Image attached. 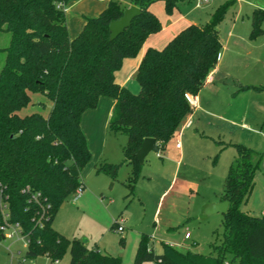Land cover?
<instances>
[{
    "label": "trees",
    "instance_id": "16d2710c",
    "mask_svg": "<svg viewBox=\"0 0 264 264\" xmlns=\"http://www.w3.org/2000/svg\"><path fill=\"white\" fill-rule=\"evenodd\" d=\"M72 1L0 0V32L11 34L0 71V184L10 195L12 219L29 236L28 259L47 256L56 262L69 252L70 264H126L121 256L68 238L53 225L62 204L84 187L81 173L92 159L81 118L101 97L116 100L109 131L127 136L124 158L120 163L102 161L96 172L115 180L123 164L132 165L126 185L128 195L134 196L142 167L134 153L146 138L156 139L164 149L179 133L191 111L185 95L198 94L217 66L222 48L218 26L237 0L219 6L205 24H190L163 49L148 48L135 75L138 93L118 84L115 72L125 58L139 54L149 35L162 29L150 10L154 0H132L141 14L113 40L110 24L126 10L120 0H111L97 17L87 18L81 33L71 39L65 6ZM184 1L191 0H166L167 12ZM263 23L264 9L257 8L252 39L264 34ZM252 88L263 90L248 84L240 90ZM37 92L52 100L49 114L22 115ZM233 146L237 154L225 179L223 199L229 208L223 214L222 243L212 244L209 255L167 244L157 253L152 237L143 233L132 264H264V215L241 208L253 192L262 157L245 144ZM26 186L41 191L52 204L50 217L41 223L38 208L23 192Z\"/></svg>",
    "mask_w": 264,
    "mask_h": 264
},
{
    "label": "rangeland",
    "instance_id": "374dc122",
    "mask_svg": "<svg viewBox=\"0 0 264 264\" xmlns=\"http://www.w3.org/2000/svg\"><path fill=\"white\" fill-rule=\"evenodd\" d=\"M233 22L234 8H230L223 20L225 32ZM262 27L264 29V23ZM10 39V32H0V71L5 63L4 48ZM238 48L249 51L250 59L255 61L251 63L254 70L231 69L227 78L229 85L235 88L238 82L252 83L263 90L252 88L235 100L231 111L218 110L215 115L207 116L204 129L199 127L197 130L194 121L182 137V152L176 147L178 133L167 151L160 153L164 159L157 152H150L135 183L134 196L128 195L129 170L126 166L120 167L115 180L95 172L84 176L86 189L79 197L72 194L59 208L53 220L54 227L68 238L88 240L89 247L97 244L103 251L122 254L130 263L134 260L142 233L153 237L158 251L168 240L185 242L177 247L182 251L209 255L214 252L212 244L222 243L224 215H208L206 208L223 200L225 179L236 153L233 143L245 144L262 157L253 192L241 206L243 211L260 216L264 210V36H259L251 46L241 44ZM52 105L49 97L37 92L32 94L31 103L20 113L48 115ZM112 135L116 147L126 144V135ZM117 219L119 224L124 223L129 228L125 232V243L120 242L122 231L118 225L112 229ZM186 226L190 228L191 239L188 240L184 237ZM26 251L25 240L3 239L0 242V264H70L71 260L69 252L56 263L47 256L28 259Z\"/></svg>",
    "mask_w": 264,
    "mask_h": 264
},
{
    "label": "crops",
    "instance_id": "0c3cea01",
    "mask_svg": "<svg viewBox=\"0 0 264 264\" xmlns=\"http://www.w3.org/2000/svg\"><path fill=\"white\" fill-rule=\"evenodd\" d=\"M110 1L111 0H75L68 3L65 6V12L69 37L73 39L78 36L83 30L87 18L97 17L104 9L107 8ZM120 1L126 6V8L134 5L132 3V0ZM228 1L229 0L184 1L180 2L173 9V11L169 13L166 9V0H154L150 6V10L159 18L163 27L159 32L153 33L148 36L137 56L125 58L123 60L122 66L115 72V81L121 86L128 88L131 92L138 93L140 91V84L135 79V75L147 49H163L178 33H180L190 24H205L206 22H208L211 18V14L219 6ZM231 8H234V22L232 27L227 32H225L223 28V21L218 26L222 48L217 66L209 74V79H207L205 86L199 91L198 94H195V96L197 97V106L193 109L192 112L191 125L187 128H184L182 132L179 131L178 135L175 137L177 142L180 141L181 143L180 148H178L176 145L177 149L181 150V152L183 149L182 137H184L185 131L193 126L194 121H196L197 130L199 127V129H204L203 122L204 119L209 118L207 116L215 115V111L218 110L227 109L228 111H231V107L235 100H238L242 94H245L248 90H250H240V88L246 84L252 85V83L250 84L238 82L235 83L236 86L235 88H233L229 85V80L227 78L229 77L231 69H244V71L253 69L251 63H255V61L250 59L248 53L249 51L238 48V45L246 44L251 46L254 40H257V38L252 39L250 37L252 31V14L253 11L257 8L264 9V0H237ZM262 36H264V34L261 35V37ZM115 103L116 100L114 98L103 96L100 98L98 106L94 109L87 110L81 118V129L86 136L89 149L92 153L91 161L81 173L82 180L84 176H87L92 172L99 174L96 172V165L102 161H108L111 163H120L123 161V147L125 144L123 146L116 147V143L114 139H112L113 137H111L113 136V133L109 131V121L112 116ZM171 142L172 140L166 145L164 149H160L158 154L167 151ZM236 154L237 153H235L234 159L236 157ZM160 157L164 159L161 154ZM146 160L147 157L145 158V162ZM122 166H126L128 168L129 180V177L132 174L133 167L130 164H123ZM102 175L109 177L105 174ZM109 178L112 179L111 177ZM85 189L86 184L84 183V190ZM222 201H224V199ZM123 212L124 211H122V213ZM121 216L122 214L119 215V217ZM123 225L124 230L121 233V236L125 237V243V232L129 228L126 227L124 223ZM189 229V226L185 227V234L187 231L190 232ZM170 233L174 237L177 236V234L173 235L172 232ZM189 239H191V237ZM185 240L188 239L185 238ZM84 242L86 245H88V240L85 239ZM167 242L180 245L185 244V242H172L168 240ZM152 244L157 253L163 252L164 247H162L161 251H158L153 237ZM193 244H195V242H193ZM96 246L101 251H103L99 247V245L96 244ZM103 252L108 251L104 250ZM118 255L121 256L124 260L122 254ZM124 262L126 264L133 263L126 262L125 260Z\"/></svg>",
    "mask_w": 264,
    "mask_h": 264
},
{
    "label": "built area",
    "instance_id": "2783aa9c",
    "mask_svg": "<svg viewBox=\"0 0 264 264\" xmlns=\"http://www.w3.org/2000/svg\"><path fill=\"white\" fill-rule=\"evenodd\" d=\"M207 79H209V77ZM185 96L191 106V111L188 114L185 122L183 123L182 128L180 129L181 132L184 128H187L191 125L192 112L193 109L197 106V97L195 96V94L186 93ZM176 145L178 148H180L181 147L180 141H178ZM83 191H84V187L80 186L75 193L79 197L81 196ZM23 192L26 193L28 197V201L33 203L38 208L37 223H41L45 218L50 217L52 204L49 202L48 198L41 191L34 190L32 189L31 186H26L23 188ZM261 214L264 215V210L262 211ZM116 222L119 227L118 229L123 232L124 226L119 224L118 219L116 220ZM0 229L2 231V236H3L0 242L3 239H15L16 241L25 240L26 245L28 246L29 236L27 233L24 232L21 224L12 219V213L10 208V195L6 190V187L2 184H0ZM185 238L186 239L190 238L188 231L186 233ZM165 244L174 248L183 246L180 244L169 243V242ZM7 249L9 250L10 248L7 247ZM20 252L21 251H19V253ZM58 262L59 261H56V263Z\"/></svg>",
    "mask_w": 264,
    "mask_h": 264
},
{
    "label": "water",
    "instance_id": "95a60500",
    "mask_svg": "<svg viewBox=\"0 0 264 264\" xmlns=\"http://www.w3.org/2000/svg\"><path fill=\"white\" fill-rule=\"evenodd\" d=\"M141 14V9L133 5L126 8L124 15L110 24V39H115L120 33H122L127 27L131 25L132 20ZM159 152L160 146L157 143V140L154 138H146L142 146L134 153L138 157L141 164L145 162V158L149 155L150 152ZM66 202L62 204L64 206ZM229 208V201L224 200L220 203H213L206 208V213L208 215L214 213H226Z\"/></svg>",
    "mask_w": 264,
    "mask_h": 264
}]
</instances>
